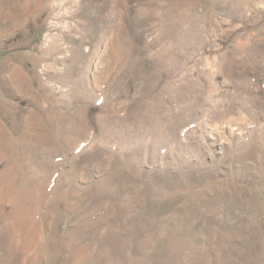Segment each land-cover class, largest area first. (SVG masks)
I'll use <instances>...</instances> for the list:
<instances>
[{
	"label": "rangeland",
	"instance_id": "rangeland-1",
	"mask_svg": "<svg viewBox=\"0 0 264 264\" xmlns=\"http://www.w3.org/2000/svg\"><path fill=\"white\" fill-rule=\"evenodd\" d=\"M0 264H264V0H0Z\"/></svg>",
	"mask_w": 264,
	"mask_h": 264
}]
</instances>
